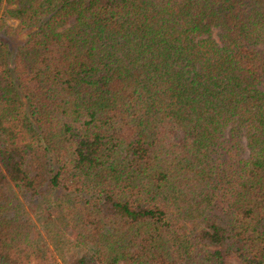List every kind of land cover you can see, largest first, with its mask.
<instances>
[{
  "label": "trees",
  "instance_id": "1",
  "mask_svg": "<svg viewBox=\"0 0 264 264\" xmlns=\"http://www.w3.org/2000/svg\"><path fill=\"white\" fill-rule=\"evenodd\" d=\"M0 35V264H264V0H0Z\"/></svg>",
  "mask_w": 264,
  "mask_h": 264
},
{
  "label": "rangeland",
  "instance_id": "2",
  "mask_svg": "<svg viewBox=\"0 0 264 264\" xmlns=\"http://www.w3.org/2000/svg\"><path fill=\"white\" fill-rule=\"evenodd\" d=\"M8 22H10L12 25L15 24V21H12V20H8ZM0 36H1V35H0ZM4 37H5V36H4ZM14 39H15V38H12V39H11V43H10L11 46L16 42Z\"/></svg>",
  "mask_w": 264,
  "mask_h": 264
}]
</instances>
